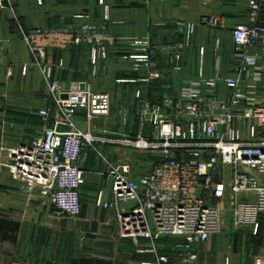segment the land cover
Listing matches in <instances>:
<instances>
[{"label": "built area", "instance_id": "obj_1", "mask_svg": "<svg viewBox=\"0 0 264 264\" xmlns=\"http://www.w3.org/2000/svg\"><path fill=\"white\" fill-rule=\"evenodd\" d=\"M149 2L150 0H144ZM249 9V25L232 31L237 68L233 73L213 77L199 75L197 82L182 91L178 99L152 102L137 96L134 117L142 125H152L157 136H137L112 140L81 132L74 120L79 113L90 124L111 115L120 122L127 118L124 108L109 94L91 90L66 92L52 79V70L44 65L50 49H71L94 43L93 63L106 59L108 45L116 44L109 33L108 18L104 23L89 22L76 28H36L21 31V40L33 58L39 61L44 77L49 81L53 107L38 112L45 134L30 144L7 150L5 165L14 180L24 184L29 193L39 191L41 198L60 215L79 218L83 212L82 187L85 173L82 162L88 148L96 144H118L128 149L154 154L157 161L148 173L133 177L130 164L110 163L105 171L111 198L97 197V206L114 210L120 224L121 238L128 239L138 254H150L153 261L140 264H171V257L161 239L172 238L178 264H196L200 247L219 234L224 217L232 215L236 230L260 227L264 216V96L251 97L262 78L261 53L264 54V25L259 17L264 0H237ZM6 0H0V11ZM41 4V0H38ZM208 26L217 27L219 19H205ZM197 31L196 24L178 25L182 40L167 45L129 42L146 46L142 55L130 56L135 68L149 66L151 77H163L153 60L165 58L175 72ZM128 59V58H125ZM221 87L226 88V96ZM264 89V86L262 87ZM67 95V99L62 96ZM169 103L170 113L164 108ZM59 126L68 131L61 134ZM231 168V182L224 179L225 167ZM230 194V206L224 204ZM155 227V231H153ZM11 264H46L14 261ZM254 264H264V254L255 257Z\"/></svg>", "mask_w": 264, "mask_h": 264}, {"label": "crops", "instance_id": "obj_2", "mask_svg": "<svg viewBox=\"0 0 264 264\" xmlns=\"http://www.w3.org/2000/svg\"><path fill=\"white\" fill-rule=\"evenodd\" d=\"M6 0L0 11V218L19 223L15 243L0 242V264L27 261L46 264H140L153 261L150 254H138L128 239L121 238L120 224L114 210L97 206V197L111 198L106 176L110 163L130 164L133 177L148 173L157 155L128 149L118 144L98 143L86 150L82 168L85 184L82 187L83 212L79 218L60 215L44 201L39 191L29 193L26 186L13 179L6 151L21 144H30L45 134L44 123L38 112L53 107L49 81L42 73L27 46L21 31L36 28H76L89 22L104 23L108 18L109 33L116 44L106 47V59L93 63L94 43L71 49H50L44 65L52 70V79L62 90L75 92L91 90L109 94L113 104L120 102L127 118L120 122L114 109L110 116L86 121L79 113L74 120L78 131L112 140L144 136L154 139L158 130L152 125L136 121L133 108L137 96L152 102H175L182 91L205 77L230 74L237 68L232 31L249 25V9L237 0ZM217 17V27L208 26L205 19ZM193 23L197 31L180 61L181 70L171 69L165 58L157 57V68L163 77H151L149 66L135 68L130 56L142 55L146 46L129 42L173 44L182 37L178 25ZM264 25V9L259 17ZM264 48V44H262ZM128 58V59H125ZM261 82L250 92L251 97L264 96V54L261 53ZM221 91L230 96L226 88ZM167 103L164 111L170 113ZM61 134L67 128L59 126ZM3 151V152H2ZM91 182V183H89ZM231 179L229 181L230 185ZM230 206V199L228 201ZM225 206L226 202H224ZM232 216V215H231ZM224 217L222 231L238 235L248 242V251L256 257L264 254V216L257 233L253 229L235 232L233 217ZM229 222V226L227 225ZM227 226V227H226ZM235 229V230H234ZM234 230V231H232ZM232 231V232H230ZM210 239V240H211ZM247 239V240H246ZM244 242V243H245ZM176 244V243H175ZM175 244L163 245L169 251ZM204 245V244H203ZM200 247V251L202 246ZM245 246V245H244ZM167 253V252H165ZM243 257V256H242ZM245 258V256H244ZM244 260V259H243Z\"/></svg>", "mask_w": 264, "mask_h": 264}, {"label": "rangeland", "instance_id": "obj_3", "mask_svg": "<svg viewBox=\"0 0 264 264\" xmlns=\"http://www.w3.org/2000/svg\"><path fill=\"white\" fill-rule=\"evenodd\" d=\"M223 175L227 185H229V181L232 177L231 168L229 166L225 167ZM229 199L230 194H228L227 198L225 199L226 205L228 206L227 208H229ZM231 218L232 216L227 214L226 219L230 221ZM227 223L229 226V222ZM153 231H155V227H153ZM227 231L225 229L222 234L212 238L209 240V242L202 246L200 257L196 264H254L255 257L251 254V251H248V242L240 240L238 235H232ZM236 231L237 230H235V232ZM164 243L169 245L175 243L177 244L179 242L178 240L167 238L165 239ZM172 261H176L175 256H172ZM175 264L178 263L175 262Z\"/></svg>", "mask_w": 264, "mask_h": 264}, {"label": "water", "instance_id": "obj_4", "mask_svg": "<svg viewBox=\"0 0 264 264\" xmlns=\"http://www.w3.org/2000/svg\"><path fill=\"white\" fill-rule=\"evenodd\" d=\"M62 98L67 99V95H63ZM19 227L20 225L17 222L0 218V242L15 243Z\"/></svg>", "mask_w": 264, "mask_h": 264}, {"label": "trees", "instance_id": "obj_5", "mask_svg": "<svg viewBox=\"0 0 264 264\" xmlns=\"http://www.w3.org/2000/svg\"><path fill=\"white\" fill-rule=\"evenodd\" d=\"M165 239H167V238H165ZM165 239H161V240H160V244H161V245H167V244L164 243ZM170 239H172V238H170ZM174 240H176V239H174ZM165 252H167L166 254H168V255L171 257V259H172V256H174V251H169V252H168V249H164V250H163V253H165ZM175 262H176V261H172L171 264H175ZM176 263H177V262H176Z\"/></svg>", "mask_w": 264, "mask_h": 264}]
</instances>
